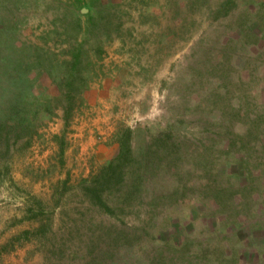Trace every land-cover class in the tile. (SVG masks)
<instances>
[{"label":"rangeland","instance_id":"obj_1","mask_svg":"<svg viewBox=\"0 0 264 264\" xmlns=\"http://www.w3.org/2000/svg\"><path fill=\"white\" fill-rule=\"evenodd\" d=\"M0 264H264V0H0Z\"/></svg>","mask_w":264,"mask_h":264},{"label":"trees","instance_id":"obj_2","mask_svg":"<svg viewBox=\"0 0 264 264\" xmlns=\"http://www.w3.org/2000/svg\"><path fill=\"white\" fill-rule=\"evenodd\" d=\"M72 70H76L77 69V63L74 62L72 64ZM68 85H71L72 82L68 81L67 83ZM68 96L70 94V91H68ZM67 96V97H68ZM69 102H70V98H68ZM120 157L121 156H116V159L118 160L117 163H115V161L111 160L101 171L100 173L95 177V179L93 180L92 184L88 185L89 187H85L86 188V194H88L91 198H93V200L103 208V210H105L106 212H111V208L109 207V205L107 204V202L104 199L103 196V192L102 189L105 187L104 184H108L112 178H114V174L116 173V167L119 165L120 163ZM36 216V215H35ZM42 229V228H41ZM32 231L31 230H25L22 232V234H24L25 236L31 234ZM14 240H19V238L16 236L13 237ZM11 245L14 246V241H11ZM10 245V246H11Z\"/></svg>","mask_w":264,"mask_h":264}]
</instances>
